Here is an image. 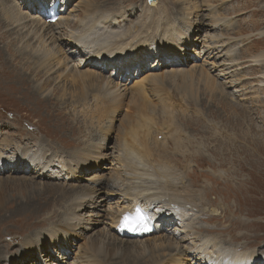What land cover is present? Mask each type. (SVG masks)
Wrapping results in <instances>:
<instances>
[{
  "label": "rangeland",
  "instance_id": "obj_1",
  "mask_svg": "<svg viewBox=\"0 0 264 264\" xmlns=\"http://www.w3.org/2000/svg\"><path fill=\"white\" fill-rule=\"evenodd\" d=\"M14 1L18 3L20 0ZM83 1L67 0L69 3L68 12L71 11L68 19L71 22L80 15V3ZM136 1L137 3H133L131 0H95L93 3L105 9L109 8L115 15L124 11L128 16V21L134 22L133 25H135L137 17H139V19H142V16L143 18H148V16H146L149 11L148 8L152 11L164 5L165 11L166 8L169 7L172 13V16L168 18V25H171L172 18L176 19L186 14L185 20L189 19L187 23L192 24L195 37L190 42L191 46H188L189 48L184 50L186 58H184L183 61L185 62L187 59V64L181 65L176 63L175 65L166 64V66L156 65L154 64L155 60L150 58L146 60L147 63L146 65L144 64V68L142 70H137L134 74H132V72L133 70L135 72V69L132 68L125 72L123 69L117 71L113 66H109L108 69L102 70L105 76L102 75L105 78L108 77L107 79L110 80V87L114 89L117 88L122 93V98L120 97V99H118H122V104L114 113L115 119L111 129H109L111 125L108 121L109 118H106L105 111L101 109V104H103V102H99L95 97L94 87L86 83L85 86L83 85L84 88L82 89L80 84L79 87L73 83V77H70L68 73L70 71L73 72L72 66H76V64L71 60L67 61L64 54L57 50L58 46L54 45L50 39L51 42L48 41L45 44L47 49L51 48L52 51H56L58 55L57 58L59 59L62 57V59L66 61V66H69H67V70L64 68H62V70L60 65L57 64L58 59L54 58V61L53 59L51 60V67H53L51 72L46 73L48 67H45L46 69L43 67V77L52 78L54 80L47 90L40 91L43 92V96H46L45 98L51 95L47 100H44L40 94H31L30 89H25L24 87L27 86L28 88L29 85L32 87V84L22 79L21 76L28 72V74L34 78L35 74L33 70L36 68L35 64L32 63V60H28L30 68L27 69L26 72H22L21 65L27 62L26 59L18 60L16 57H12L13 62H11L9 66L4 64L1 57L8 56V58H11L14 51L19 53L24 51L29 52L31 44H35L36 39L31 41L30 46L27 47V40L31 37V34L27 37H23L27 33V28L23 30L22 26H19L17 23L16 25H11L7 21H5L3 25H0V116H2L1 113L6 112V114H4V119L0 122V125L3 124L4 127L3 135H0V148L6 147L4 145L10 142V145H13V142L16 144L14 150H18L20 147L31 148L32 150L37 149L38 146L46 147L49 149L47 153L50 154L54 160L52 165V170L54 172L60 170L58 162L65 157H69V154L74 153L83 155L86 150L90 149L91 155L93 157H99V162H103L101 168H98L97 164H93L91 166L94 169L89 170L88 168L90 167H86V169H77L74 165L73 168H70L72 170L75 169L74 171L67 170L63 172L64 177H66L70 183L78 184L81 187L90 185L91 175L95 171H98V177L105 180L118 174L124 175L123 169L120 166L121 162L118 156V148L116 147L120 141V136L123 137L124 132L127 130V124L130 121L131 114L136 109L146 111L145 108L148 107L146 104L142 103L146 101L142 100V98L140 99L138 95V89H140L139 84L142 82L141 80L143 79L146 81V77L151 74V71L160 72L159 74L165 75L169 72H177L180 69L190 70L192 67L197 66V70L200 68L206 70L210 77L215 79L221 87L220 89L211 91L210 88L205 86L204 80L197 81V87L195 86L196 95L193 100L179 94L176 90L177 88L174 89V87L177 86L169 85V87H171L170 96H175L177 98L176 102L178 105L175 115H178L179 119L175 121V126H181L182 128L180 130L183 138V146L179 149L173 147L171 144L167 143L170 135L163 133L156 134V130L151 132L150 135H147L144 131H140L139 134L142 133L147 136V143H144L145 148H148V145L149 147L156 146V152L154 151L152 154V162L154 163V158L157 159L160 156H165L164 152L166 151V156H168L167 158L170 160L169 162H171V165L173 164L171 167H174L177 173L180 174L179 179L181 181L184 180L185 185H189L188 194L191 196L188 200L193 201L195 197H197L196 202H193V204H196L195 210H190L191 213H195V220L192 225L199 229H206L203 232L198 230V232H196L197 234H207L216 237L218 240L227 241L234 248H237L240 241L234 240L233 234H222L221 231L210 232L207 230V228L215 229V227H218V219L207 221V217L205 218L202 215L221 213L223 209H227L230 205L232 208L229 214L230 219L222 220V228L228 226L233 220L239 219L249 224V228L239 233L248 232L250 230L253 233L261 234L258 235V237H262L264 235V63L255 64L252 59L254 55L264 51V0H158L160 3L154 8H151L149 5L150 3H147L149 0ZM1 6L0 3V8ZM73 6H75L76 9L75 7L73 8ZM146 6L148 8H146ZM19 7H22L23 12L27 11V8L21 4H19ZM133 7H135V17L131 14ZM201 8L202 11L200 15L204 18V27H199L197 21L199 12L196 9ZM0 18H2L1 12ZM210 20L217 21L218 23L213 26L212 23H209ZM146 21L148 20L146 19ZM157 21L160 20L158 19ZM151 26H153V24H151ZM64 27L65 26H62V28ZM5 30L9 31V36L4 34ZM21 30H23V32ZM148 32L150 33L151 30L149 29ZM67 51V46L63 44L62 52L67 53ZM207 51L213 52V55L217 58H210L208 56L210 54ZM81 55L82 54L79 56ZM68 56L71 55L68 54ZM193 57L196 58L194 59ZM72 59L78 61L79 57L74 56ZM150 65L155 66L153 70ZM11 67L20 70L21 73L17 72V75L14 74L12 69L9 70ZM227 67L229 69L223 70ZM56 68L60 71L58 73L56 71L57 74L54 72ZM17 77L21 79V84L17 82ZM40 81L41 79H35L33 83L38 86ZM106 86H108V84H106ZM235 89L240 92L234 93ZM73 90H75V93L78 92L76 93L77 95H84L85 99L82 102L76 101L79 96L73 93ZM174 90L175 92H173ZM148 99L152 101V106L154 107L156 100L150 90L148 91ZM158 108L159 106L156 108L157 111ZM154 112H156V110ZM160 116L163 118L162 113ZM155 120L157 122L159 121L157 118ZM157 126H159V123ZM157 126H155V128ZM175 126L171 125L170 127ZM225 129L229 132H225ZM19 131L22 132V135ZM103 131L104 133H102ZM29 132L37 133L38 136L36 137L39 141L36 142L35 139L27 141L30 137L28 134ZM127 134L128 133L125 135ZM104 136H107V140L105 144H100ZM19 137H23L20 141L24 140L25 142H15V139ZM6 139H10V141L3 144V140ZM72 141H77V144L71 145ZM142 142L144 141L142 140ZM142 142H138L136 146H142ZM158 143L161 145H158ZM163 145L165 148L162 147ZM237 146H241L243 151L238 153L236 151ZM157 151L159 152L157 153ZM16 152L17 151L12 152L10 155H16ZM158 154L159 156L157 157ZM186 155L188 158H186ZM150 156L151 153L148 157ZM195 157L202 163H205L207 160L210 161L211 164L206 162L207 164L200 165L195 161ZM223 157L229 158L231 163L224 166L219 165L220 159ZM255 159L261 162V164L257 161H253ZM146 161L149 162V159H146ZM240 162L246 166L252 163L255 168L259 169L256 171V174L252 176L254 181L253 193L256 197L252 201H246V195L244 193H237L236 191H240L237 187L232 190L231 186L233 184L230 186L227 185V182L231 183V178H233V181L235 180L236 173L240 168ZM34 173L36 172L32 169L29 175L35 176ZM6 175L7 174H0V177L5 178ZM29 175L24 176L29 178L31 177ZM205 175H215L222 179H220L222 183H217L212 178ZM12 177L20 178L22 176L16 175ZM88 177L90 178L88 179ZM240 178L248 179L251 178V175L249 172L244 171L240 174ZM195 179L196 185L194 183ZM35 180L45 185H55L50 183H59V181H65L66 179H61V177L58 178L55 177L54 174L47 173L43 179L35 178ZM93 183L96 184V182ZM235 186L236 184L234 183V187ZM38 187L41 188L42 193L36 191V194H34L36 198L33 199V203L34 206L39 209L35 211H30L29 209L20 210V207L18 208L19 201L16 202L15 199L21 198V200L26 203V199L19 194L20 190L0 188V195L3 192L4 194L16 193L15 195L17 197L10 202H0V236L9 235L11 233L16 235L19 232L18 235L25 237L26 235L24 234L26 232H32L35 228L36 230L33 234L35 232L38 233L52 227L53 224L50 221L53 217H60L59 215L55 216L57 212L54 210L48 212L43 211L50 210L55 204L63 202L64 200L62 197H60L58 193H51L49 189H45L42 186ZM91 187H97L99 189L98 186L91 185ZM212 188L218 189L219 192L217 194L211 192ZM192 191L195 194L194 196H192ZM107 192L109 193L111 191ZM25 195H27L26 192ZM118 198V195L112 192L111 199L115 201L118 200ZM11 199L12 197H10L9 200ZM240 199H242L244 203V212L239 214L236 213L235 204ZM70 200L71 199L63 202L60 206L58 204V207L63 206V208H61L63 211L66 208L68 209ZM115 206L116 205L113 203L104 205L99 196L96 199V203L79 211V214L83 217L82 222H80L82 224L78 221H72V224H75V226L79 224L76 229L78 235L68 239L69 244L67 248L63 247V251L58 250L60 248L59 244L55 245L58 252H61L60 257L58 253L57 255L56 253L50 254L49 248H47L46 251L51 257L50 261L55 260L54 264H76L75 256L79 254L83 255L86 249V247H84L85 245H83L85 244L84 242H86V244L96 240L99 242L101 236L113 238L111 225H109V223H111V214H109V211H113ZM182 209L186 208L183 207ZM248 210H252V215H249ZM154 211L159 212L158 208L155 207ZM41 213H47V218H38ZM36 218H38V221H36ZM174 224L175 223L168 224L167 226L165 225L163 228L164 230L154 234L151 243L149 240H146L147 243L154 244V240H156L155 243L159 244L160 239L165 236L166 238L174 237L176 239L174 241L178 242L179 240L180 244L184 245L187 250L176 256V261L170 264H204V261L199 257L201 253L199 251L202 249L201 247H203L201 242L198 241V238L194 241L193 236H190L189 233H178V231L173 229ZM39 227L42 229H37ZM69 228L74 230L70 226ZM112 229H114V232L116 231V228L113 227ZM195 230L197 229L195 228ZM109 234H111V236ZM42 235L43 233H41V236ZM145 237H148V235ZM12 238L13 237H11V239ZM18 240L19 243L16 244V246L10 243L9 246L5 248V246L0 244V250L6 249L4 251L6 255V251L9 252L12 248L13 251H15L24 242V240L22 242L21 237ZM241 250H255L258 251L259 254H263L264 239L256 246L245 247ZM31 252L32 256L28 253L26 255L27 261H25L24 264H51L50 261H45V257L48 255L40 257L38 252L34 250ZM164 255L167 257V254ZM164 255L161 254L162 259L165 258ZM114 260L117 261V259Z\"/></svg>",
  "mask_w": 264,
  "mask_h": 264
},
{
  "label": "bare ground",
  "instance_id": "obj_2",
  "mask_svg": "<svg viewBox=\"0 0 264 264\" xmlns=\"http://www.w3.org/2000/svg\"><path fill=\"white\" fill-rule=\"evenodd\" d=\"M53 1L57 0H20L18 3H15L14 0H1L0 2L2 5L0 8L2 16V18H0V25H3L5 21H7L11 25H16L17 23L19 26H22L23 30L27 28V33L25 32L26 34L23 36L27 37L31 34L30 39L27 40V47L30 46L31 41L36 39L35 44H31V49L29 52L24 51L19 53L14 51V53L11 55V58H8V56H6L7 58L5 56L1 57V60L5 65H9L11 62H13L12 57H16L18 60L26 59L27 62L21 65L22 72H26L27 69L30 68L28 65V60H32V63L36 66V68L33 70V73L35 74L34 78L31 77L28 72L22 74L21 76L22 79L32 84V87L29 85L28 88L27 86L24 87L22 85L25 89H30L31 94H40L44 100H47L51 96L50 95L48 98H45L46 96L42 95L43 92H40L41 90H47L54 81L52 78H44L42 72L43 67L44 69H46L45 67H48L46 73L51 72L53 70V67H51V60L53 59L54 61V58L58 59L57 52L52 51L51 48L47 49L45 46V44L51 40L54 45L58 46L57 50L64 54V57H66L67 61L71 60L76 64V66H72L73 72L70 71L68 73L70 77H73V83L77 86L80 84L82 89L84 88L83 85L85 86L86 83L94 87L95 97L99 100V102H103V104H101V109L105 111L106 118H109L108 121L111 123L109 129H111L115 119L114 113L116 109H118V107L122 104V99L118 100L120 99L122 93L119 89L110 87V80L107 79L108 77H104L105 75L104 71H102L103 69H108L109 66H113V68L117 69V71L123 69L125 72L132 68L135 69V72L134 70L133 72L131 71L132 74H134L137 70H142L144 68V64L146 65L147 63L146 60H149L150 58L155 60L154 64L156 65L166 66V64L175 65L176 63L181 65L187 64V59L185 62L183 61V59L186 58L184 55V50L189 48L188 46H191L190 42L195 36L192 24L187 23L189 19L185 20L186 14L176 19L171 17L172 23L171 25H168V18L172 16L169 7L166 8L165 11V7L162 5L161 8L150 11V8L146 6V8L149 9L146 15L148 18H143L142 16V19H139V17H137L135 25H133L134 22L128 21V16L124 11L120 12L118 15H115L114 12L109 10V8L105 9L100 6H96L95 3H93L95 0H82L83 2L80 3V15L77 18L75 17L76 19L71 22L68 19L71 14V11L68 12L69 3L67 0H60V6L59 9H57L60 18L56 23H52L47 20L46 14L47 8ZM131 2L137 3L136 0H131ZM159 3L160 1L155 0L149 5L151 8H154L157 7ZM19 4L25 6L27 11L23 12L22 7H19ZM74 7L75 6H73V8ZM134 8L135 7L132 8L131 14L135 17L136 14L134 13ZM196 10L199 12V17L197 18L199 27H204V18L202 15H200L202 8ZM146 19L148 21H146ZM158 19L160 21H157ZM209 23H212L214 26L218 22L210 20ZM151 24H153V26H151ZM62 26L65 27L62 28ZM149 29L151 30L150 33L148 32ZM23 30L21 31L23 32ZM4 34L9 36V31L5 30ZM63 44L67 46V53L62 52ZM41 50L44 51L42 52ZM68 54L71 56H68ZM80 54L82 55L79 56ZM209 54L210 55L208 56L210 58L215 57L213 52H209ZM74 56L79 57L78 61L72 59ZM253 57L254 58L252 61L255 64H262V62L264 63V51L261 53L259 52ZM193 58L195 59L196 57ZM57 64L60 65L61 69L64 68L65 70H67V66H69H66V61L62 59V57L58 59ZM150 66L152 70L155 67L153 65ZM10 69H12L13 73L16 75L17 72L21 73L20 70L13 69L12 67L9 68V70ZM227 69L229 68L227 67L223 70ZM54 70L55 73L56 71L57 73L60 72L58 68ZM159 73L160 72L151 71V74L146 77V81L143 79L141 80L142 82L139 84L140 89H138V95L140 99L142 98V100L146 101L142 103L146 104L148 107L145 108L146 111L142 109H136L131 114L130 121L127 124V130L124 132L123 137L120 136V141L116 147L118 148V156L121 162L120 166L123 169L122 171L124 175L118 174L116 176H112L110 179L105 180L98 177V171H95L91 175V178L88 177V179L90 178V185L81 187L78 184L70 183L68 179L64 177L63 172L72 170L70 168H73L74 165L77 169H86V167H90L88 168L89 170L94 169L91 166L93 164H97L98 168H101L103 162H99V157H93L91 155L90 149L86 150L83 155L74 153L69 154V157H65L58 162V165H60V170H56V172H54L52 170L54 160L52 159L51 155L47 153V150H49L48 148L38 146L37 149L32 150L31 148L27 147H20L18 150H14L16 147L14 142L13 145H10L11 142L5 144V142H9L10 139L3 140V144H5L4 146L6 147L0 148V174L7 175L5 178L0 177V188H9L12 190L22 191L23 193L19 191V194L26 199V203H24L21 198L16 200V193L4 194V192L0 195V202L3 201L6 203L15 199L16 202L19 201L18 208L20 207V210H39L34 206L33 203V199L36 198L34 195L36 194V191H40L42 193L41 188L38 186L49 189L53 194L58 193V195L64 200L63 202L69 199L71 200L68 209L66 208L64 211L61 210L63 206L58 207V204L60 206L63 202L55 204L50 210L43 211L48 212L54 210L57 212L55 216H60L52 218L50 222L53 225L50 227V229H46L38 233L35 232L33 234V232L36 230L35 228L32 232H26L24 234L26 235L25 237L18 235L19 232L16 235L12 233L9 235H1L2 237L0 236V244L5 246V248L6 246H9L10 243L16 246V244L19 243L18 239L20 237L22 238V242L23 240L24 242L22 245L20 244L21 246L15 251H13V248L10 249L9 252L6 251L7 255L4 253L6 249L0 250V264H24V262L27 261L26 255L30 253L32 256V250L38 252L40 257H45L48 255L45 257V261L51 260L49 253H56V255L58 253L60 257L61 252H58V250L63 251V247L67 248L69 244L68 239L78 235L76 233V229L79 224L75 226V224H72V221H78L79 223L82 222L83 217L79 214V211H82L87 206H91L96 203V199L99 196L104 205L110 203L116 205L115 208L112 207L113 211H109V214H111L110 222L113 224V227L116 228V230L118 229L119 223L121 222L122 215L125 212L132 211L136 206H139L148 212L151 217L156 219L155 222L151 224L152 230L150 231L152 233L150 232L147 234L148 237L144 236L131 239L130 236L124 237L120 236L118 232H114V229H112V224L109 223V225H111L113 238L101 236L99 241L100 243L97 240L88 242L87 244L84 242L85 244L83 245H85L84 247H86V249L84 250L83 255L79 254L75 256L76 264L174 263L176 261V256L186 252L187 250L184 245L180 244L179 240L177 242L174 241L176 240L174 237L166 238L165 236L164 238L160 239L159 244L155 243L156 240H154V244H150L151 240L153 241L152 236H154V234L157 232L164 230V226H167L171 223H175L173 229L178 231V233H189L190 236H193L194 241L196 238H198V241H200L201 245L203 246L201 247V250L199 249V252H201L199 257L202 261H204V264H264V252L263 254H259L258 251L255 250H241L245 247L256 246L263 241L264 235L262 237H258V235L261 234L255 232L253 233L250 230L248 232L239 233L240 231L249 228L248 223L242 222L239 219L233 220L228 224V226L222 228V220L228 218L230 219L229 214L232 209L230 205L227 207V209H223L221 213L202 215L205 218L207 217V221L218 219V227H215V229L207 228V230L210 232L221 231L222 234H233V239L240 241L237 248H234L227 241L218 240L216 237L209 236L207 234H197L196 232H198V230L202 232L206 230H203L204 228L199 229L197 227H193L194 225H192L195 220V213H191L190 210H195L194 208L196 204H193V202H196L197 197H195V200L193 201L188 200L191 196L188 194L189 185H185L184 180L181 181L179 179L180 174L177 173L174 167H171L173 164L171 165V162H169L170 160L167 158L168 156H166V151H163L165 156H160L157 159L154 158V163L152 162V154L154 153L156 146L149 147L147 144L148 148H145L144 143H147V136L145 134L143 135L142 133V135L139 134L140 131H144L147 135H150L151 132L156 130V134L163 133L170 135L167 143L171 144L173 147L179 149L183 146V138L180 130L182 128L181 126H175V121L179 119V116L175 115L178 105L176 102L177 98L175 96H170L171 87H169V85L177 86L174 87V89L177 88L176 90L179 94L189 99L195 98V86L197 81L204 80L205 86L210 88L211 91L220 89L221 87L215 79L210 77L206 70L202 68L197 70V66L192 67L190 70L180 69L177 72L173 71L166 73L165 75H161ZM35 79H41L38 86L33 83ZM16 80L19 82V84H21V79L17 77ZM106 84H108V86H106ZM149 90L151 93H153V96L156 100L154 107L152 106V101L148 99ZM173 92H175V90ZM238 92L240 91L235 89L234 93ZM73 93H75V90H73ZM77 96H79L76 99L78 102H82L85 99L84 95ZM158 106L159 108L157 111L156 108ZM155 110L156 112H154ZM161 113L163 114V118L160 116ZM1 114L2 116H0V122L4 119V114H6V112ZM156 118L159 120L158 122L155 120ZM158 123L159 126H157ZM171 125H174L175 127H170ZM155 126L157 127L155 128ZM3 129V124H1L0 135H3ZM19 132L22 135V132ZM225 132L229 131L225 129ZM102 133H104V131ZM126 133L128 134L125 135ZM28 134L30 137L27 139V141L34 139L36 142L39 141V139L36 137L38 136L37 133L29 132ZM20 139L22 140L23 137L15 139V142H25L24 140L20 141ZM106 140L107 136H104L100 144H105ZM142 140L144 142H142ZM138 142H142L143 145L137 147L136 145ZM73 144H77V141H72L71 145ZM158 145L161 144L158 143ZM162 147L165 148L164 145ZM15 151H17L16 155H10ZM236 151L240 153L243 151V148L241 146H237ZM158 152L159 151H157V153ZM150 153L151 156L148 157ZM158 156L159 154L157 157ZM186 158H188L187 155ZM146 159H149V162H147L148 160L146 161ZM195 161L200 165H205L207 163L211 164V162L207 160V163H202L197 157H195ZM253 161H257L259 164H261V162L256 159ZM229 163H231L230 159L223 157L220 159L219 165L224 166ZM154 164L157 166V169ZM32 169H34L36 172L34 173L35 176L29 175V172ZM74 170L75 169L72 171ZM258 170L259 169L255 168L252 163L249 166H246L240 162V168L236 173L235 180L233 181V178H231V183L227 182V185L230 186L233 184L231 186L232 190L237 187V189L240 190L236 191L237 193H244L246 195V201H252L254 198H256L255 194L253 193L254 181L252 176L255 175L256 171ZM244 171L249 172L251 178H240V174ZM47 173L54 174L55 177H61V179L66 180L59 181V183H50L55 185H45L44 183L37 182V180H35V178L43 179ZM16 175L22 177H12ZM24 175H29L31 177L28 178ZM205 176L212 178L217 183H222V179L215 175ZM93 182H96L98 185L94 184ZM233 182L236 184L235 187ZM194 183L196 185V179L194 180ZM91 185L98 186L99 189L97 187H91ZM107 191L111 192L108 193ZM25 192L27 195H25ZM112 192H115L116 195H118V200L114 201L111 199ZM211 192L217 194L219 190L212 188ZM194 195L195 194L193 192L192 196ZM10 197H12L11 200H9ZM243 204L244 203L242 199H240L235 204L236 213L240 214L244 212ZM154 207L158 208L159 212L154 211ZM183 207L186 209H182ZM248 213L249 215H252V210H248ZM39 216L40 217L38 218H47V213H41ZM38 218H36V221H38ZM69 226L74 230H71ZM195 228L197 230H195ZM37 229L42 228L39 227ZM165 230L168 231L167 229ZM41 233H43L42 236ZM109 235L111 236V234ZM11 237L13 238L11 239ZM146 240H149L150 243H147ZM57 244H59L60 247L58 250L55 246ZM47 248H49V253L46 251ZM161 254H167V257L164 255L165 258L162 259ZM114 259H117V261ZM50 262L51 264H54L55 260Z\"/></svg>",
  "mask_w": 264,
  "mask_h": 264
},
{
  "label": "snow or ice",
  "instance_id": "obj_3",
  "mask_svg": "<svg viewBox=\"0 0 264 264\" xmlns=\"http://www.w3.org/2000/svg\"><path fill=\"white\" fill-rule=\"evenodd\" d=\"M151 3V0H149ZM151 217L139 206H136L132 211L125 212L121 218V228L131 232L148 231V221Z\"/></svg>",
  "mask_w": 264,
  "mask_h": 264
},
{
  "label": "water",
  "instance_id": "obj_4",
  "mask_svg": "<svg viewBox=\"0 0 264 264\" xmlns=\"http://www.w3.org/2000/svg\"><path fill=\"white\" fill-rule=\"evenodd\" d=\"M153 1H155V0H151V3H152Z\"/></svg>",
  "mask_w": 264,
  "mask_h": 264
}]
</instances>
